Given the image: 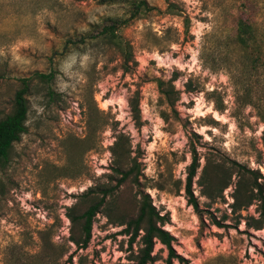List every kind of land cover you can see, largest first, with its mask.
<instances>
[{"label":"rangeland","instance_id":"obj_1","mask_svg":"<svg viewBox=\"0 0 264 264\" xmlns=\"http://www.w3.org/2000/svg\"><path fill=\"white\" fill-rule=\"evenodd\" d=\"M128 1L0 0V120L30 80L28 131L0 168V264L130 263L140 243L131 245L117 208L97 216L86 250L70 242L66 217L90 188L116 186L111 148L120 134L140 171L139 184L120 188V198L131 208L150 195L183 259L173 264H264V229L232 213L236 178L217 203L199 185L208 161L235 160L264 175V0H146L158 10L119 31L131 46L125 71L121 51L94 36L109 19L128 16ZM240 21L256 38L245 46ZM159 80L175 86L174 107ZM137 93L142 128L130 108ZM193 148L195 195L223 228L203 226L187 202ZM242 215L257 217L256 206ZM154 254L152 264H167L165 246L157 243Z\"/></svg>","mask_w":264,"mask_h":264},{"label":"trees","instance_id":"obj_2","mask_svg":"<svg viewBox=\"0 0 264 264\" xmlns=\"http://www.w3.org/2000/svg\"><path fill=\"white\" fill-rule=\"evenodd\" d=\"M129 10L126 18H111L107 24L100 26L94 36V41L104 42L121 51L125 57L124 68L129 71V63L132 60L131 46L119 34V31L129 26L143 15L158 10L148 4L146 0H129ZM170 9V6H169ZM256 38L252 34V28L245 21L238 23V41L241 45H248ZM36 77L43 82L51 83L54 74L45 75L37 73ZM161 96L165 102L174 107L179 100L178 92L172 83L158 81ZM30 91V80L22 81V87L15 95L13 111L0 120V168H5L11 161V151L15 143H18L27 133L26 125L29 114V102L27 96ZM54 98L55 93L50 92ZM131 114L137 128H142L144 122L140 109V98L137 93L130 100ZM178 118V116H176ZM259 117L264 122V112L259 109ZM162 118L168 121V115L162 113ZM113 157V171L118 176L116 186L90 188L80 197V202L68 208L66 217L71 224L70 242L78 250H86L92 240L93 225L97 216L111 206L117 208L120 216L119 225L125 227V234L130 236L131 245L139 240L140 247L133 253L129 264H152L156 256L154 254L157 243L168 249L167 264H173L174 260H183L178 256L173 247L175 238L164 229L169 219L161 216L153 205L149 194L142 193L140 199H135V204L128 208L123 204L118 190L127 185L139 184L140 171L137 158L132 157V148L129 139L120 134L111 148ZM200 168L197 151L192 149V163L188 167L185 195L189 206L193 207L203 226L208 220L210 224L223 228L220 222L211 212L202 208L198 197L195 195L194 180ZM236 178V189L233 194L232 213L237 215L239 221H244L250 229L260 231L264 229V175L259 170H252L247 166L230 159L220 160L217 163L207 162L199 179L202 194L212 203H217L224 197V192L233 184ZM256 206V216L244 217L242 213L250 207ZM209 215V218L206 216ZM238 221V222H239ZM51 242L44 240V249L53 250ZM64 251L61 255H66ZM71 258V256H70ZM57 259L52 258L51 264H56Z\"/></svg>","mask_w":264,"mask_h":264}]
</instances>
